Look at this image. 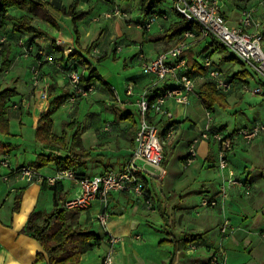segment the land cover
Here are the masks:
<instances>
[{
    "label": "crops",
    "instance_id": "0c3cea01",
    "mask_svg": "<svg viewBox=\"0 0 264 264\" xmlns=\"http://www.w3.org/2000/svg\"><path fill=\"white\" fill-rule=\"evenodd\" d=\"M42 1L55 6L59 4L58 1L52 3L53 0ZM115 2L116 0H109L110 9L100 8L96 14L111 12L114 8L120 9L125 14L129 12L127 7L129 2L122 8ZM61 6L63 5L60 4L58 7ZM83 6L82 0H79V10L86 11ZM257 6V0H222L220 12L230 27H236L241 10L252 7L256 8V14H259ZM152 11L165 13L167 19H158L154 32H150V30L146 32L151 42L150 54H146V56L142 54L147 59L153 58L159 51L171 45L172 42L165 43L162 40L158 41V38H161L170 24L178 21V16L174 12V15L171 16L167 11L155 10L154 8ZM13 12H15L14 15L22 14L20 11L13 10L8 13L13 14ZM94 16L92 15L91 18L86 16L77 23V30L80 35L82 29H79V24L82 25L83 39L89 35L90 32L88 31H95L97 24L93 26L92 23L94 22L91 21ZM135 16L138 17L135 24L145 20L144 16L140 14ZM116 18L102 19L115 20ZM85 19L88 21L87 25L92 26H83ZM100 25L98 24L101 31L106 28L105 25ZM7 28L10 29V26L7 25ZM101 31L96 32L98 33L96 38L100 36ZM16 36V33L8 34L12 41ZM12 41L10 42L9 54L10 67L14 63L13 55H15V51H18ZM115 42L123 46L131 45L127 43L128 41L121 43L115 40ZM212 42V39L199 41L187 52V61L193 71H202L197 70L193 64L196 63L200 67L202 59L209 57V53L215 50V45ZM109 49L115 57L116 51L111 44ZM140 50L142 52V48ZM75 52L88 60L79 49H75ZM138 60L141 63V60ZM18 62L20 63V61ZM124 66H126V61H124ZM41 70L48 78L47 80L53 79V81L58 82L53 83L52 86L59 90L58 95L64 91L72 93L70 83L67 84L65 78L57 74V69L53 71L42 66ZM92 70H94L93 74L84 72L81 75L83 78L81 84L84 86L92 85L94 91L96 89L95 98L90 99V101L86 99L75 101L72 110H70V105L73 103L67 105L68 101L61 106L64 108L62 114L68 118L73 116L70 121L79 120L81 145L90 155L85 166L77 171L79 175L84 177H92L91 174L95 176L120 171L130 158L138 118L134 103L135 96L151 81V77L142 75V73L128 78L127 80L133 84L136 93L132 97H127L123 89L121 91L110 80H102L101 77L99 79L93 64ZM195 74L197 72L193 73V75ZM91 76L92 79L88 82ZM197 76L196 91L190 97L188 105H176L172 101H168L167 108L172 113L173 118L166 121L160 117H155V122L162 136L165 130L171 131V135L165 144L167 146L164 149L166 154L171 149L170 158L165 165L163 164L167 172L166 176L162 180L151 178L148 175L143 176L144 192L142 197H135L126 193H112L108 199L107 211L110 218L106 230L119 239L114 245V264H208L211 256L218 252L223 253L226 264H264V237L260 235L264 230V133L250 142L235 136V132L240 128L251 127L256 122H264V97L250 95L243 90V85L249 84V82L244 78L242 79L241 76L231 75L229 77L236 81L234 87L230 92L224 94L225 105L220 108L219 116L217 115L216 118L212 116V120L209 122L212 130L232 139L233 146L227 155L228 167L233 171L234 179L242 182L244 187L230 186L223 181V174L226 175L227 171L222 173L217 165L218 144L211 139L199 138V134L207 124V110L203 108L196 92L207 82L201 79L200 75ZM252 79L254 83L257 82L255 77ZM18 83H14L10 89H16L18 92L16 87ZM24 84L26 85L22 87L23 93L18 92V96L14 98L21 103L18 105V109L12 108L7 111L9 135H0V159H8L12 166L30 164L37 158V155H47L50 152L46 148L50 134L53 133L57 136L61 134H57L54 130L55 112L52 116L51 130L46 134L43 133L41 135L42 141H38L36 138L37 122L45 112L47 105L45 104L42 109L38 108L39 101L36 97L38 91L32 95L29 82H24ZM14 99L12 102L18 103ZM29 99H32V102ZM27 100L29 102H26ZM244 104H247V110L254 112L256 116L254 120L245 118L241 109ZM232 110L239 115L234 117V122H230L228 125L218 123L219 119H223L221 117L225 113H231ZM104 111L112 114V120H107V122L102 120ZM210 113L211 115L215 114L214 110ZM24 114L33 118L35 137L32 142L34 143V151L31 154L26 152L19 155L20 148L16 144L17 135L10 130V127H12V119L21 122ZM117 115L124 118H118ZM195 139H197V143L195 144L194 160L186 165L185 158L188 155L189 145ZM4 145L11 146L9 153H6ZM59 154L63 156L62 152ZM5 172V170H1L0 175ZM37 172L42 180L53 177L57 170L52 165H48ZM40 183V180L25 183L16 178H11L10 182L6 183L0 176V264H47L46 261H38L37 259V254L42 251L39 244L23 232V227L32 211L49 212L54 208V193L51 186L46 182L42 188ZM222 184L225 186L224 209L216 206L215 208L204 209L202 214H197L198 210L203 209L196 210L202 196L209 200L219 201V188ZM60 185L59 209L62 208L61 205L64 201L80 192L79 187L72 181H64ZM50 200H52V206L50 210H47L46 207ZM102 211L101 202L95 200L88 209L66 211V216L68 220L77 217L80 230L92 231L95 224L100 226L96 217ZM224 217L229 220L233 227V232L225 237L219 233V227ZM100 230L101 232L97 234L99 243L90 251L100 248L104 250L103 256H100L96 264L101 263L109 248L101 226ZM189 235L195 236L196 240L178 252L172 262L174 249L169 241L171 239L181 240ZM163 240L166 242L160 243ZM88 253L81 257L80 264H84Z\"/></svg>",
    "mask_w": 264,
    "mask_h": 264
},
{
    "label": "built area",
    "instance_id": "2783aa9c",
    "mask_svg": "<svg viewBox=\"0 0 264 264\" xmlns=\"http://www.w3.org/2000/svg\"><path fill=\"white\" fill-rule=\"evenodd\" d=\"M167 1V0H163ZM172 8L185 21L193 23L195 27L191 30L181 32L167 48L159 51L153 58L147 59L142 52H139L138 59L141 60L142 75L151 77V81L137 93L134 91L132 83H127L125 95L132 97L136 93L135 106L137 111V126L133 138V147L130 158L125 162L120 171L107 172L92 177L78 176L73 170L57 171L51 178H45L50 186L64 181L74 182L80 192L74 197L64 201L62 208L67 210H86L93 201L99 200L103 211L99 213L96 220L104 230V238L109 244V248L102 258L100 264H114V245L118 242V237L106 230L110 214L107 211L108 199L112 193H126L135 197H142L144 192L143 176L162 180L167 172L163 165L164 144L171 135L170 130H165L164 135L160 134L155 122V117H160L166 121L173 118L172 113L167 108V102L172 101L176 105L186 106L190 97L196 91L197 75L201 76L205 82L211 84L220 94L230 92L234 83V78L226 76L213 64L209 57L202 59L201 70L195 71L188 64L186 54L199 41L212 39L219 43L221 47L231 52L237 60L253 71L257 82L252 87L249 84L243 85V90L256 96L264 97V0H257L259 14H256L252 7L241 10L236 27H230L221 15L220 8L222 0H170ZM104 18L121 17L127 15L120 9L114 8L111 12L103 13ZM163 18H166L163 16ZM156 14H150L141 23L136 24V28L143 32H148L152 25L158 21ZM6 42V38L0 35L1 45ZM18 45L24 47L23 41L19 40ZM114 50L119 52L123 45L111 42ZM27 54L29 49L23 48ZM39 54H42L39 52ZM90 56L104 57L97 50L90 52ZM97 55V56H96ZM39 64L30 68V84L33 94L38 91L39 108L42 109L47 102V88L40 87L43 77L38 69ZM60 71L62 65H55ZM72 93L68 103L72 104L77 100L87 99L94 93L92 85H82L76 73L68 74ZM13 108H17L16 105ZM207 124L199 134L201 139H211L218 144L217 165L224 175V182L230 186L244 187L243 183L234 179V173L228 167L227 155L232 149V139L224 137L221 133L210 128L209 122L212 115L206 112ZM106 130V129H105ZM264 133V122H256L251 127L240 128L235 132V136L241 137L244 141L250 142ZM195 139L188 149L185 164L189 165L195 157ZM4 182L9 183L11 178L20 179L25 183L41 181L38 172L34 171L29 164L12 166L8 159H0V171ZM222 199L225 197V186L219 188ZM217 201L201 197L199 206L215 207ZM232 230V226L227 218H223L219 233L223 237ZM264 237V230L260 233ZM208 264H226L223 253L218 252L211 256Z\"/></svg>",
    "mask_w": 264,
    "mask_h": 264
},
{
    "label": "trees",
    "instance_id": "16d2710c",
    "mask_svg": "<svg viewBox=\"0 0 264 264\" xmlns=\"http://www.w3.org/2000/svg\"><path fill=\"white\" fill-rule=\"evenodd\" d=\"M118 1L128 2L129 0ZM156 3H158V0H140V9L144 19L150 14L158 15L159 19L165 16L166 18L164 19H167V15L165 13L152 11ZM78 5L79 0H73L68 7H58L47 2H43L42 0H0V35L6 38V42L1 45L0 74L4 73L10 66L9 37L7 35V39L6 35L2 33V24L8 23L11 34H17L14 39L16 47L22 50L23 53H25L23 48L29 49L28 53H30L29 51L33 49L34 44L38 40H47L52 45L55 44V39L50 33L31 24L32 18H37L47 22L55 28L57 25L53 17L48 14V10H50L55 12L57 15L70 18L74 33V43L77 45L79 38L77 23L89 14L88 11L77 9ZM171 9L174 11L173 8ZM10 10L20 11L22 14L14 16L8 13ZM174 13L178 16V21L170 24L167 30L162 34L161 38H158V41L162 40L165 43L172 42L181 32L191 30L195 27L193 23L187 22L181 18L176 11H174ZM19 40L23 41L24 47L18 45ZM212 44L215 45L214 51L222 48L221 45L214 40ZM89 49L90 48H86L84 52H88ZM59 51H64V47H61ZM104 59L105 56L97 61L101 62ZM224 59L227 61L235 58L225 57ZM193 65L197 70H201V66L199 67L196 63ZM91 72L93 74L94 70H91ZM91 79L92 76L88 79V82H90ZM79 80L80 82L83 81L81 75ZM58 92L59 90L52 87L48 93V105L45 112L42 116H40L37 122L36 138L38 141H42L41 135L43 133L46 134L51 130L53 114L63 104H65L71 96V94L67 91L62 92L60 95H58ZM196 94L203 108L209 112H212L214 106L224 107L225 105V95L218 93L209 83H204L198 89ZM17 96L18 92L15 89L8 88L0 91V135L2 136L9 135V122L6 116L7 108L10 106L12 100ZM14 105H12L11 108ZM119 117H122V119L124 118L123 116ZM73 122L74 121L70 123H63L64 128L68 127L69 129H76L69 139L64 130H61V134L59 136L53 133L50 134V139L46 145V148L50 152L47 155H37L35 161L29 164L34 171L37 172L41 168L52 165L57 171L73 170L78 174L77 171L85 166V162L90 155L89 152L82 148L79 126ZM4 148L6 149V153L11 151V146L9 145H4ZM170 150L168 151V154L164 153V165L170 157ZM61 152L63 153V156L59 154ZM78 176L81 175L78 174ZM45 184V179H42L40 183L42 188ZM60 184L61 183L58 182L51 186V190H53L54 193V208L49 212L32 211L23 227V232L34 239L41 247V253L37 254L38 261H46L47 264H80L81 257L90 252L99 243V237L93 231L80 230L77 223V217L68 220L66 210L58 208V195L61 192ZM195 240V236L192 235L186 236L181 240L171 239L169 242L173 245L174 249L172 262L175 260L178 252L185 249ZM164 242L166 241H160V243Z\"/></svg>",
    "mask_w": 264,
    "mask_h": 264
},
{
    "label": "rangeland",
    "instance_id": "374dc122",
    "mask_svg": "<svg viewBox=\"0 0 264 264\" xmlns=\"http://www.w3.org/2000/svg\"><path fill=\"white\" fill-rule=\"evenodd\" d=\"M56 1H58L59 3L58 6H60L61 4L64 7H68L73 0H53L52 3H55ZM108 1L109 0H82V4L84 5L83 9L86 11H89L90 13L88 15L89 18H91L92 15H95L94 18L91 20L92 22H94L92 23L93 26L95 24L97 25H95V31L94 30L88 31L90 32L89 35H86L87 38L83 39L84 37L83 28H82V25L79 24V29L80 30L82 29L81 31L82 34L80 35L78 32V37H79L78 44H77L78 46L75 45L74 43V33L72 30V22L70 18L57 15L55 12L48 10V14L51 15V17H53L57 25L56 26L57 28L52 27L47 22L42 21L40 19L32 18L31 24L37 28L43 29L47 31L48 33H50L55 39V44L52 45L47 40H38L36 41L38 43H35L33 46V49L29 51L30 53L25 54L19 48H17L18 51L14 50L16 53H14L15 55H13V62H14L13 66L11 67L9 66V68L4 73L0 74V91L5 89L6 87L10 88L11 86L14 85V83L19 82L16 85V87L18 89V92L23 93L22 87L26 85L24 84V82L28 81L29 86H30L29 70H30L31 65L33 64H39L38 69L40 70V72H42L41 70L42 66H46V69L50 68L53 71L57 69L56 70L57 74L63 76L65 78V81H67V84L70 83L68 74L76 73L78 74L79 77L84 72H88L89 74H92L91 70H92V64H93L95 65L99 79L101 77L102 80L104 79L110 80L112 84L118 87L121 91L123 89L125 93L126 84L129 83L127 79L132 78L133 76H137L139 75V73H141L140 61L137 59L139 52L141 51L140 49L142 48V53L145 56L146 54L149 55L151 42L149 41V37L146 32L140 31L139 29L135 27L136 26L135 22H137V18H138L135 15L136 14L142 15L141 9H140L141 8L140 0H129L128 1L129 3L127 7L129 8L128 9L129 12L126 14L127 15L126 18L117 17L115 20L113 19L105 20V19H102L104 18L103 12L101 14H98V13L96 14V12H98L100 8L109 10L110 3H108ZM115 4L122 8L127 5V2H121V1L116 0ZM171 6H172L171 1L167 0L165 2L161 1V3H156L153 8L155 10L167 11L169 15L173 16L174 11H172ZM77 9H79V7ZM13 11H16V10H13ZM14 13L15 12H13V14L11 15H14ZM87 22H88L87 19H85L83 26H92V25H87ZM98 24L99 26H101L100 24H103L106 26V28H104L101 31ZM156 24L157 22L154 25H152L150 32H154L155 30L154 27L156 26ZM7 25L8 23H4L2 24V27H1V31L2 33L6 35V37L8 34L11 33L10 29L7 28ZM99 31H101V33H99L100 36L96 38V35L98 34L96 32H99ZM102 33H103V36L101 37ZM115 40L121 43H125L128 41L127 43L131 45L123 46L122 51L119 53L116 52L115 53L116 56L114 57L111 54L110 52L111 49H109V47H110L111 42ZM11 41L12 40L9 39V43ZM12 42L14 43V41ZM61 47H64V51L62 52L59 51ZM86 48H90V49L88 52L85 53L84 50ZM75 49H79V51L82 52L88 58V60H85L82 57V55H80L78 52H75ZM94 50H97L100 54H104L105 59L102 60L101 62H98L97 60L102 58L101 56L100 57H98L97 55H96L97 57L90 56L89 55L90 52H93ZM39 52H41L42 54H39ZM186 57H187V54H186ZM209 57L211 61L214 63V65L216 66V68H218L226 76H231V75L241 76L242 79L244 78V80L249 82L250 86L252 87L254 86L255 83L252 78L256 76L254 75L253 71L247 68L246 66H244L243 63H241L239 60H237L231 52L223 48H220L218 50L216 49V51H211L209 53ZM225 57H233L235 59L226 61L224 59ZM18 61H20V63ZM124 61H126V66H124ZM0 63H1V55H0ZM57 63L62 65L61 71L55 66ZM42 75L44 79L42 81V84L40 83L39 86L46 87L47 93H49L50 89L54 85L53 83H58V82L53 81V79L50 81L47 80L48 78H46L43 72H42ZM46 75L48 76V74ZM30 89L32 92L31 94L34 95L33 89L31 88V86H30ZM36 94H37L36 97L38 98L39 93L37 92ZM95 96H96V89L94 93L86 100L87 101H90V99L93 100ZM14 100L18 101V99H14ZM29 100L32 102V99H29ZM29 100H27L26 102H29ZM48 102H49V97H47L46 105H48ZM15 103L17 102H11L10 106L7 108V111H10L13 108V107L11 108V106L14 105ZM74 103L73 105H70V110L74 108L75 106ZM20 104L21 103L18 101V103L16 104L17 108L15 109H18V105ZM66 104L69 105L68 102ZM246 106L247 104H244V106L241 107L242 112L244 113L245 118L252 121L256 118V116L253 111L247 110ZM220 108L221 107L219 106H214L213 110L215 114H212V116H214L215 118L217 115L219 116L221 112ZM63 109L64 108L60 107L55 113L56 123L54 126V130L57 134H60L61 130H64L69 139L72 133L76 129L75 128L69 129L68 127H65V128L63 127V123H66V122L70 123L72 122L70 121L71 118H73V116L68 118L64 114H62L64 112ZM230 112L231 113L228 112V114L225 113L223 117H221L223 119L221 120L219 119L218 123H223V124L228 125L230 122H234L233 121L234 117H238L239 115L237 114V112H233V110ZM82 115L83 113L80 115L81 118H82ZM112 117H113L112 114L108 112L104 111L102 113V120H105V122H107V120H112L111 119ZM32 122H33L32 116L27 115V114H24L22 116L21 122H19L17 119H12V127H10V130H12L13 133H15V135H17L16 144L19 146L18 148H20L19 155L25 154L26 152H28V154H31L34 151L33 149L34 143L32 141L34 140V137H35V130L33 128ZM74 122L77 125L79 123V120L78 121L74 120ZM165 144H164V149L167 146V145L165 146ZM232 146H233V143H232ZM33 161H35V159ZM90 176H93V174H91ZM218 196H219L218 197L219 201L215 200L217 201L216 206L220 209H224V205H225L223 203L224 199H222L220 195ZM51 206H52V200H50V203L49 205H47L46 209L50 210ZM207 208H211V207L208 206L202 209L198 205V207H196V210L197 209H202V210H198L197 214H202L203 210ZM65 210L66 211H77V210H67V209ZM92 231L95 232L96 234L100 233L101 232L100 226L98 224H95L92 227ZM231 232H233V227H232ZM103 254H104V250L102 248L96 249L88 253L87 256L85 257L84 264H96L100 256H103Z\"/></svg>",
    "mask_w": 264,
    "mask_h": 264
}]
</instances>
